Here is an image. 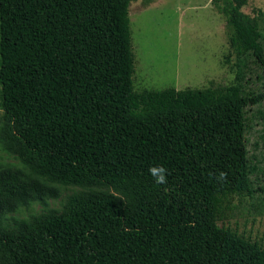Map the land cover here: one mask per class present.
Wrapping results in <instances>:
<instances>
[{
  "label": "trees",
  "instance_id": "16d2710c",
  "mask_svg": "<svg viewBox=\"0 0 264 264\" xmlns=\"http://www.w3.org/2000/svg\"><path fill=\"white\" fill-rule=\"evenodd\" d=\"M132 1L0 0L11 137L42 178L104 182L119 195L0 230L1 250L12 264H264L261 245L218 225L233 198L251 193L245 114L264 105V34L233 0H212L236 83L136 92ZM254 69L258 91L242 83ZM153 166L167 169L166 185ZM56 195L20 170L0 171V213Z\"/></svg>",
  "mask_w": 264,
  "mask_h": 264
},
{
  "label": "rangeland",
  "instance_id": "374dc122",
  "mask_svg": "<svg viewBox=\"0 0 264 264\" xmlns=\"http://www.w3.org/2000/svg\"><path fill=\"white\" fill-rule=\"evenodd\" d=\"M233 2L254 18L264 34V0ZM129 16L136 92L169 88L198 90L236 83L238 67L235 55L228 58L225 18L212 0H154L149 4L137 0L130 3ZM258 72L244 76L242 83L248 90L262 88V81L256 76ZM13 130L0 101V171L20 170L27 179L42 180L57 195L11 213H0V230L21 231L33 219L66 216L75 204L93 197H119L104 182L80 186L42 178L33 170L17 140L11 137V133L15 134ZM245 140L251 193L233 198L218 225L264 248V105L246 109ZM0 264H12L1 248Z\"/></svg>",
  "mask_w": 264,
  "mask_h": 264
},
{
  "label": "clouds",
  "instance_id": "9594fccd",
  "mask_svg": "<svg viewBox=\"0 0 264 264\" xmlns=\"http://www.w3.org/2000/svg\"><path fill=\"white\" fill-rule=\"evenodd\" d=\"M150 175L154 178L156 184L166 185L167 184V169L163 166H153L149 169ZM226 178V173L220 172L217 179L223 180Z\"/></svg>",
  "mask_w": 264,
  "mask_h": 264
}]
</instances>
